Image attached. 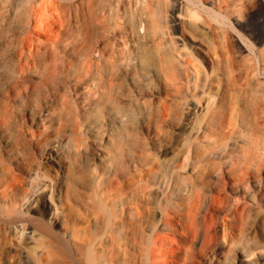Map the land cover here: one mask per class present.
Returning a JSON list of instances; mask_svg holds the SVG:
<instances>
[{"label":"bare ground","instance_id":"bare-ground-1","mask_svg":"<svg viewBox=\"0 0 264 264\" xmlns=\"http://www.w3.org/2000/svg\"><path fill=\"white\" fill-rule=\"evenodd\" d=\"M263 188L264 0H0V263L198 264Z\"/></svg>","mask_w":264,"mask_h":264},{"label":"rangeland","instance_id":"rangeland-1","mask_svg":"<svg viewBox=\"0 0 264 264\" xmlns=\"http://www.w3.org/2000/svg\"><path fill=\"white\" fill-rule=\"evenodd\" d=\"M258 193L254 195L258 206L250 209L240 232L201 250L198 264H242L247 257L249 262L243 264H264V188Z\"/></svg>","mask_w":264,"mask_h":264}]
</instances>
